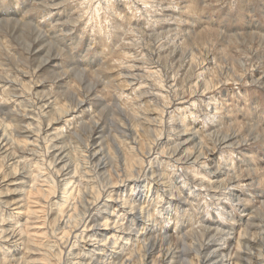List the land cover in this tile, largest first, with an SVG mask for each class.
I'll use <instances>...</instances> for the list:
<instances>
[{"label": "clouds", "instance_id": "1", "mask_svg": "<svg viewBox=\"0 0 264 264\" xmlns=\"http://www.w3.org/2000/svg\"><path fill=\"white\" fill-rule=\"evenodd\" d=\"M0 264H264V0H0Z\"/></svg>", "mask_w": 264, "mask_h": 264}]
</instances>
